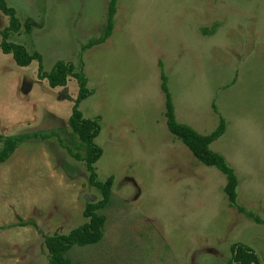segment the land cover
I'll return each instance as SVG.
<instances>
[{
    "label": "rangeland",
    "instance_id": "obj_1",
    "mask_svg": "<svg viewBox=\"0 0 264 264\" xmlns=\"http://www.w3.org/2000/svg\"><path fill=\"white\" fill-rule=\"evenodd\" d=\"M7 0L21 23L10 41L83 70L92 94L80 103L98 119V179L113 178L104 237L67 251L71 264H227L247 244L264 263V224L231 207L227 177L198 160L168 129L162 70L179 122L225 133L211 144L239 179L238 203L264 219V0ZM9 17L0 11L1 31ZM29 26V28L27 27ZM38 61L20 66L0 50V149L26 139L0 164V264H48L46 235L89 220L101 200L69 125L78 82L51 87Z\"/></svg>",
    "mask_w": 264,
    "mask_h": 264
},
{
    "label": "trees",
    "instance_id": "obj_2",
    "mask_svg": "<svg viewBox=\"0 0 264 264\" xmlns=\"http://www.w3.org/2000/svg\"><path fill=\"white\" fill-rule=\"evenodd\" d=\"M118 0H110L108 4L107 22L103 35L90 41L85 47H92L95 44L103 43L112 35L117 12ZM0 11L9 17V25L2 31V42L0 50L3 53L11 54L20 66H28L34 60L38 61V78L46 79L51 87L65 86L70 77H75L78 82V94L72 113L69 118V125L75 136L80 140L78 148H84L85 154H74L76 158L86 162L89 171L91 184L96 187L102 195L101 200L94 203H87L84 209V216L89 218L84 224L73 228L67 234L46 235L45 243L49 251L48 264H71L66 253L75 245L95 244L104 237V227L107 217L101 212L105 210L112 199L113 178L109 177L105 181L98 179L95 163L101 158L103 149L96 143L95 139L101 131V124L98 119L84 117L80 103L88 98L92 92L87 86L88 80L83 70H76L75 66L64 60H57L49 71H45L43 65V55L40 52H29L22 44L10 41V36L18 32L21 23L16 16L13 7L7 5V0H0ZM29 28V26H27ZM161 89L165 95V116L169 131L181 140L202 163L214 166L224 173L227 177L225 193L231 207H237L241 213L253 219L259 224H264V219L253 211L248 210L238 203L239 179L234 168L229 164L226 157L211 148V144L219 139L226 131L227 122L224 117H220L218 126L209 134H201L190 125L181 123L175 114V105L172 93L168 85V77L162 70ZM38 134H20L3 137V145L0 149V164L6 162L17 148L29 138L37 137ZM232 257L227 264H264L255 249L242 242L232 245Z\"/></svg>",
    "mask_w": 264,
    "mask_h": 264
}]
</instances>
